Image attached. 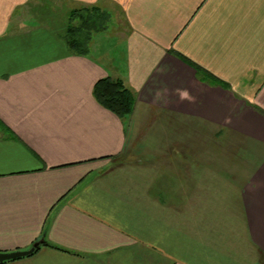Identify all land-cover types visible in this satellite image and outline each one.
I'll return each mask as SVG.
<instances>
[{
	"label": "crops",
	"instance_id": "0c3cea01",
	"mask_svg": "<svg viewBox=\"0 0 264 264\" xmlns=\"http://www.w3.org/2000/svg\"><path fill=\"white\" fill-rule=\"evenodd\" d=\"M97 6L76 54L48 11ZM38 241L0 264H264V0H0V253Z\"/></svg>",
	"mask_w": 264,
	"mask_h": 264
},
{
	"label": "trees",
	"instance_id": "16d2710c",
	"mask_svg": "<svg viewBox=\"0 0 264 264\" xmlns=\"http://www.w3.org/2000/svg\"><path fill=\"white\" fill-rule=\"evenodd\" d=\"M76 16L79 17V25L72 24ZM94 18L92 13L83 16V13L78 10L70 12L63 38L65 44L72 52L79 55L88 54L91 33L99 27L98 19ZM93 96L102 107L117 117L123 118L131 113L133 94L120 79H100L93 88Z\"/></svg>",
	"mask_w": 264,
	"mask_h": 264
},
{
	"label": "rangeland",
	"instance_id": "374dc122",
	"mask_svg": "<svg viewBox=\"0 0 264 264\" xmlns=\"http://www.w3.org/2000/svg\"><path fill=\"white\" fill-rule=\"evenodd\" d=\"M96 8L98 9H95L94 11L95 13H92V16L99 17L97 21L99 27L96 31H92L89 45H88V53L91 52L92 54L91 53L90 54L93 56L97 53L96 48H94V43H95V47H97V44L98 46H100V44L102 46V42H103L102 39H106L108 40V44L110 43L112 44L113 41L111 40V38L114 37L113 36L114 30L117 29L116 24L113 21L107 20L108 18L107 15L104 19L103 17L104 13L99 10V9H102V7L97 6ZM44 12H47V11H44ZM48 12H50V15H49V19L47 20H49L51 24H54L56 28H60L61 25L65 27L66 23H68L70 13H68L66 9H63L60 11H55V10L50 11L49 10ZM82 13H83V16L90 15L85 10H83ZM114 18H116V16H114ZM79 23H80L79 17L76 16L75 21H72V24L79 25ZM92 49L93 50L95 49L94 53L91 51Z\"/></svg>",
	"mask_w": 264,
	"mask_h": 264
},
{
	"label": "water",
	"instance_id": "95a60500",
	"mask_svg": "<svg viewBox=\"0 0 264 264\" xmlns=\"http://www.w3.org/2000/svg\"><path fill=\"white\" fill-rule=\"evenodd\" d=\"M43 243V241L35 242L32 247L27 251H16L12 253H0V263L5 261L15 260L22 257L29 256L32 254L39 246Z\"/></svg>",
	"mask_w": 264,
	"mask_h": 264
}]
</instances>
